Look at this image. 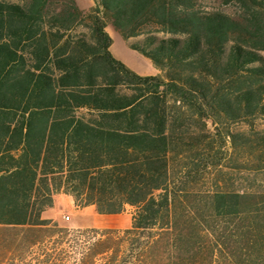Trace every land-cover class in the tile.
<instances>
[{"label": "trees", "instance_id": "trees-1", "mask_svg": "<svg viewBox=\"0 0 264 264\" xmlns=\"http://www.w3.org/2000/svg\"><path fill=\"white\" fill-rule=\"evenodd\" d=\"M48 3L0 0V264L66 263L70 230L41 216L56 193L100 214L135 208L130 227L89 237L77 264H264V189L221 178L204 161L210 135L187 120L264 114L256 14L242 22L196 0H94L86 14ZM107 23L161 73L117 59Z\"/></svg>", "mask_w": 264, "mask_h": 264}, {"label": "rangeland", "instance_id": "rangeland-1", "mask_svg": "<svg viewBox=\"0 0 264 264\" xmlns=\"http://www.w3.org/2000/svg\"><path fill=\"white\" fill-rule=\"evenodd\" d=\"M7 3L21 4L24 0H2ZM67 0H49L48 10L53 11L61 8ZM79 10L86 14L94 6V0H74ZM196 8L201 11H217L228 15L233 19L242 22L252 20V14H256L257 21L264 26V9L249 8L243 0H196ZM255 9V10H254ZM264 33V27H262ZM105 30L111 33L113 43L111 44V53L134 72L146 73L151 61L141 55L138 51L130 49L126 41L122 39L109 23ZM158 35H162L159 33ZM138 36L137 38H140ZM131 38L129 41L137 40ZM264 39V37H263ZM264 56V51L262 52ZM153 65V64H152ZM154 66V65H153ZM155 67V66H154ZM156 68V67H155ZM158 71L155 74L161 73ZM152 75V74H150ZM190 125L188 129L193 132H205L210 135L212 140V149L207 151L210 156L204 161L218 163L217 167L221 178H227L234 188L237 189H264V114L254 113L249 116H240L230 120H220L214 125L209 119L205 120V127L202 122L195 118L188 117ZM203 128V129H202ZM228 132L227 137L223 136ZM252 151V152H251ZM206 151H204V154ZM203 154V152H202ZM211 154V155H210ZM215 172L205 176V181L213 178ZM46 214H52V209L45 208ZM135 208L127 205L123 211L116 214H100L96 212L94 206L76 207L72 203L71 211L60 210L55 214L56 219H51L59 226L70 230L67 239L60 245L66 254L65 264H77L79 252L83 250L85 241L89 237H98L97 232L105 229L122 230L130 227L132 215ZM42 216V215H41ZM66 216L68 218H66ZM44 218V217H43ZM82 232V233H79ZM84 232V233H83ZM52 238H55L52 237ZM48 248H53L52 239L47 240ZM36 256L28 254L25 258L19 260L16 258L14 264H37ZM41 258V257H40Z\"/></svg>", "mask_w": 264, "mask_h": 264}, {"label": "crops", "instance_id": "crops-1", "mask_svg": "<svg viewBox=\"0 0 264 264\" xmlns=\"http://www.w3.org/2000/svg\"><path fill=\"white\" fill-rule=\"evenodd\" d=\"M109 35H112V34L109 33ZM112 43H113V39H112ZM109 49L111 51V45H110ZM157 71L158 70L151 64V66L148 67V71L146 73H140V75L155 74ZM72 203H73V199H72V197L70 195H68L66 193H56L53 196L52 206L48 207V209H52V211H53L52 214L47 215L46 214L47 210L44 209L42 211L41 215L44 218L56 219L55 214H57L58 211L67 210V211L70 212L71 211V207H72Z\"/></svg>", "mask_w": 264, "mask_h": 264}, {"label": "built area", "instance_id": "built-area-1", "mask_svg": "<svg viewBox=\"0 0 264 264\" xmlns=\"http://www.w3.org/2000/svg\"><path fill=\"white\" fill-rule=\"evenodd\" d=\"M66 218H68V217L66 216Z\"/></svg>", "mask_w": 264, "mask_h": 264}]
</instances>
